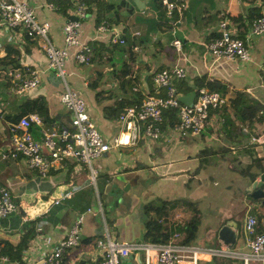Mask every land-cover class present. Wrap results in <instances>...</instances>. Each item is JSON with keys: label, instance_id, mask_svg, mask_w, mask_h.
<instances>
[{"label": "crops", "instance_id": "crops-1", "mask_svg": "<svg viewBox=\"0 0 264 264\" xmlns=\"http://www.w3.org/2000/svg\"><path fill=\"white\" fill-rule=\"evenodd\" d=\"M26 1L34 7L38 20L49 24L53 43L63 47L62 28L73 17L74 9L66 17L55 8L47 7L49 0ZM74 1L76 5L79 3V0ZM97 1L114 6L100 13L106 11L105 18L110 20V28L105 32L97 30L99 7L93 3L87 17L81 21L80 42L87 45L98 43L110 48L116 38L128 33L134 40L132 49L136 55L132 66L134 74L123 78L119 69L123 61H128L126 52L113 51L114 65L95 61L79 65L74 60L75 49L68 48L66 69L70 86L85 100L88 115L105 140L110 141L116 133L117 121L105 118L103 107L122 99H132L135 93L147 95L151 89V74L174 65L185 69V80L190 84L194 77L207 75L227 84L226 99L232 96L233 90H245L264 104V37L253 38L251 57L247 63L226 58L211 62L206 53L207 43L219 35L221 13L229 17L233 31L243 36L251 21L264 13V0H177L183 8L180 14L174 16L170 28L162 23L160 10L158 17V6L159 9L161 6L156 0ZM163 19V22L168 21L166 17ZM173 39L180 40V52L173 46ZM6 48L15 49L18 54L10 52L8 55ZM6 55L13 60L17 57L26 70L21 72V69L12 70V65L8 66L11 83L26 79L32 73H37L39 79L37 88L24 95H15L8 92L9 85L0 70V186L10 191L13 200L20 204V212L26 217L22 221L19 215L11 214L1 220L0 239L16 245L20 237L30 230L31 239L22 250V261L24 253L38 245L39 253H33L31 261L40 264L44 253L58 244L76 217L83 213L79 242L67 249L59 264H96L99 260L96 241L103 238L104 222L111 236L123 241V231H118L115 226L118 215L113 210V199L105 191L107 183L116 175H125L132 183L130 208L137 210L140 225L139 232L132 230L130 240L125 242L142 241L147 221L145 205L158 199L186 201L198 206L201 217L192 243L222 245L217 232L223 224L229 223L237 234L236 246L243 245V215L249 208L259 205L249 201L252 180L238 173L253 164L252 157L255 158V152L259 154L262 149L250 142L253 128L235 119L230 124H224L222 108L211 112L208 126L198 137L175 138L170 127H162L161 137L156 141L142 139L135 146L121 151L110 149L94 159L93 166L98 171L95 191L89 183L84 164L68 163L63 170H51L41 175L29 169L23 158H3L10 144L9 122L4 116L13 114L26 99L41 95L47 103L51 127H70V114L59 100L62 82L52 70L47 69L40 40H27L22 29H0V58ZM96 72L103 74L101 84L98 90H91L88 81ZM130 78H136V81L129 83ZM132 83L136 86H130ZM97 91L101 93L97 95ZM234 126H242L241 136ZM42 129L49 128L32 123L30 132L35 139H40ZM250 171L257 173V179L264 172V160L261 167L254 165ZM240 177L243 186L237 191L234 181ZM75 189L72 197L63 199L58 205L51 203L59 192ZM97 194L103 206V215L98 212ZM88 208L92 211L87 212ZM190 215L189 208L180 207L175 218ZM39 227L41 236L48 238L47 243L35 241ZM121 264H141V260L136 253L124 258ZM199 264L237 263L214 259Z\"/></svg>", "mask_w": 264, "mask_h": 264}, {"label": "built area", "instance_id": "built-area-1", "mask_svg": "<svg viewBox=\"0 0 264 264\" xmlns=\"http://www.w3.org/2000/svg\"><path fill=\"white\" fill-rule=\"evenodd\" d=\"M164 9L165 17L171 20L180 14L182 5L177 0H156ZM47 7L54 9L52 3ZM75 20H68L62 28L64 46L53 43L50 37L49 24L39 21L35 9L26 0H0V29H22L28 36L39 39L46 58V67L52 70L62 82L63 89L59 94L61 104L70 114V127L41 130V138L35 139L30 132L32 123L43 125L36 114L21 118L17 123L9 122V149L3 158H23L29 169L46 175L51 170H63L68 163L84 164L88 170V180L96 191L98 171L93 166L94 159L107 153L110 149L125 150L135 146L142 139L156 141L160 139L164 112L175 109L177 121L170 127L175 138L198 137L209 124L211 112H218L227 102L226 97L206 88L196 90L191 106H186L178 99L172 86L174 81L184 80L186 71L182 66L174 65L151 74V89L147 95L140 96L139 101L125 107L117 119V130L110 141L105 140L94 122L90 119L85 100L71 88L66 69L68 48L75 49L74 60L79 65H87L93 57V48L79 40L81 21L87 17L86 6L77 3L72 12ZM219 35L206 46V53L211 62L226 58L247 63L251 57L252 40L264 37V13L253 19L248 30L239 36L230 27V19L221 13ZM109 23L103 21L97 30H109ZM117 39V38H116ZM173 46L180 52V40L173 39ZM37 73L30 77L12 82L7 90L11 94L24 95L37 88ZM135 91L138 89L134 88ZM163 90L165 93L162 94ZM2 104L0 103V111ZM250 142L255 145L264 144V134L250 135ZM43 149L45 152H43ZM76 191L59 192L52 199L58 205L63 199L70 198ZM98 212L103 215V206L96 195ZM47 210V209H46ZM87 212L92 210L88 208ZM11 214L19 215L23 221L26 217L20 212V204L16 203L10 191L0 186V221ZM84 213L76 217L67 233L58 244L44 253L40 264H59L67 249L75 247L80 239V227ZM257 218L246 211L242 220L243 245L229 248L225 245L202 246L194 243H150L136 241L127 243L111 236L104 222L103 238L96 241L99 260L96 264H121L131 254L141 253V264H199L202 261L222 260L237 264H264V234L256 232ZM41 228H37L38 243H47ZM39 246H34L24 253V264H35L33 253H39ZM6 257H0V264H9ZM83 264V263H76ZM85 264V263H84Z\"/></svg>", "mask_w": 264, "mask_h": 264}, {"label": "trees", "instance_id": "trees-1", "mask_svg": "<svg viewBox=\"0 0 264 264\" xmlns=\"http://www.w3.org/2000/svg\"><path fill=\"white\" fill-rule=\"evenodd\" d=\"M53 4L55 10L60 14L69 17L70 12L76 7L74 0H49ZM79 3H82L86 6V11L90 10L91 4H95L99 7V13L96 17L97 25L101 24L103 21L110 23V20L105 18L106 11H103V14H100L102 10H108L113 8L111 5H107L103 2L97 0H79ZM104 7V8H103ZM160 10V18L162 23L168 28L172 27L175 17L171 20H166L163 22V17H165L164 9L158 6V17ZM103 15V16H102ZM27 40L35 39L28 36L25 33ZM134 40L132 36L128 33L122 34L117 39L114 40V43L111 47H104L98 43H93L90 46L93 48L96 45L91 61L103 62L113 64V51L119 50L121 52H126L128 61H123L122 66H120L119 73L121 77L126 78L129 75H133L132 66L135 64V52L132 49ZM7 54L10 52L18 54L15 49H8ZM93 52V53H94ZM8 55L0 58V67L1 72L4 73V78L7 81V85L11 84V80L8 77L9 73L7 67L12 65L13 69H21V72L25 70L19 63V59H12ZM98 60V61H97ZM103 60V61H102ZM26 71V70H25ZM24 71V72H25ZM0 72V73H1ZM102 72H96L92 80L88 81V88L91 90H98V87L101 84ZM136 78H130L129 83ZM130 86H136L135 83H132ZM175 93L177 95H188L195 92L199 88H206L209 91H215L221 96H226L227 94V84L218 79L211 78L207 75L197 76L192 79L190 84L188 81L180 80L174 81L172 84ZM152 92V89H150ZM101 91H97L96 94H100ZM165 93L163 90L162 94ZM136 94V95H135ZM132 99L127 98L126 100L122 99L117 101L114 105L104 106L103 114L104 117L110 121H117L119 115L122 113L125 107H128L137 101H139V93H135ZM227 103L222 107L221 112L224 116V124H230L233 122V119L237 120L242 125H248L247 127L253 128V132L256 135L264 134V104L254 99L247 93L245 90H233L232 96L227 97ZM30 114H36L42 121V124L51 128V118L47 108V103L45 99L40 95L32 99H26L20 104L16 111L13 114L5 115L4 118L14 124L17 123L21 118L26 117ZM164 120L161 127H172L173 124L177 121L176 110L168 109L163 114ZM232 118V119H231ZM235 130H238V134H242V126H234ZM254 147L258 146L253 144ZM262 147L259 154L255 152L256 157H252L253 164L248 166L243 170H239L238 173L244 176H247L250 180H254L257 176V173L251 172V168L255 165L262 166V161L264 160V144L260 145ZM254 152L251 154L253 155ZM219 161V160H218ZM250 199V198H248ZM251 203L258 202L259 205L249 212V214L255 215L257 218L256 232L264 234V199L261 201L249 200ZM180 207L189 208L191 215L189 217L182 216L180 219H176L177 210ZM145 213L147 215V221L145 222V230L143 232L142 241L150 243H182L188 244L192 243L195 239L196 231L200 222V210L196 204L186 201H166V200H154L145 205ZM246 213V212H245ZM244 213V214H245ZM31 239V232L26 231L21 237L18 244L13 245L7 240L0 239V257H6L8 261L14 262V264H24L21 258V253L24 248L27 247L28 241ZM231 262V261H228ZM84 264V263H83Z\"/></svg>", "mask_w": 264, "mask_h": 264}, {"label": "water", "instance_id": "water-1", "mask_svg": "<svg viewBox=\"0 0 264 264\" xmlns=\"http://www.w3.org/2000/svg\"><path fill=\"white\" fill-rule=\"evenodd\" d=\"M70 19L75 20L73 17H70ZM178 99L184 105L191 106L195 99V93L180 95ZM105 191L113 199V210L118 215V218L115 220V226L118 228V231L127 233L130 228L135 226L139 232L140 225L137 222V210H131L130 208L131 196L133 194L132 183L128 182L125 175H116L107 183ZM249 197L255 201L264 199V172L260 173L257 179L255 178L252 181ZM217 237L223 245L229 248L236 244L237 234L235 228L229 223L223 224L219 228ZM137 254L141 260L142 254Z\"/></svg>", "mask_w": 264, "mask_h": 264}, {"label": "rangeland", "instance_id": "rangeland-1", "mask_svg": "<svg viewBox=\"0 0 264 264\" xmlns=\"http://www.w3.org/2000/svg\"><path fill=\"white\" fill-rule=\"evenodd\" d=\"M70 83V82H69ZM263 89V88H262ZM255 99V98H254ZM264 99V98H263ZM257 100V99H256ZM253 134V133H252ZM255 134V133H254ZM253 134V135H254ZM250 166V165H249ZM240 180H242V177H240V178H237L235 181H234V186H235V189L238 191V190H241V187L243 186V183H241V181ZM253 208H249V212L252 210ZM245 217V214L243 215V218ZM141 225L143 226V224H142V222H141ZM134 229L135 230H137V228L134 226V227H132V228H130L129 230H128V232L127 233H125V232H123V237H124V239H121V240H123V241H127V240H130L129 238H131V236H132V230L134 231ZM131 232V233H130ZM126 239V240H125ZM131 240H133V239H131ZM131 242V241H130Z\"/></svg>", "mask_w": 264, "mask_h": 264}, {"label": "clouds", "instance_id": "clouds-1", "mask_svg": "<svg viewBox=\"0 0 264 264\" xmlns=\"http://www.w3.org/2000/svg\"><path fill=\"white\" fill-rule=\"evenodd\" d=\"M236 245V244H235Z\"/></svg>", "mask_w": 264, "mask_h": 264}]
</instances>
